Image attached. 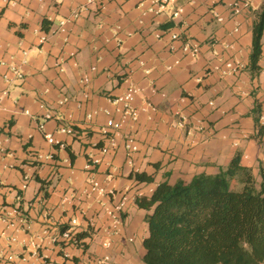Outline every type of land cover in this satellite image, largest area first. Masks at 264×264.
Wrapping results in <instances>:
<instances>
[{"label": "crops", "instance_id": "crops-1", "mask_svg": "<svg viewBox=\"0 0 264 264\" xmlns=\"http://www.w3.org/2000/svg\"><path fill=\"white\" fill-rule=\"evenodd\" d=\"M8 1L0 0V60L13 57L18 61L21 49L28 52L22 66L24 78L9 86L0 108V147L4 149L0 154V208H18L28 223L22 229L0 220V256H15L8 264H89L93 254L110 255L108 264H145V210L137 206L136 197L149 196L161 181H188L201 172H216L236 152L241 154V163L256 173L259 161L264 160V136L260 142L255 136L251 109L255 101L264 105V31L256 74H251L248 61L253 22L264 0H249V10L232 19L231 0H178L183 13L176 21L164 15H142L138 0L110 1L104 10L99 9L98 0ZM76 8H80L78 16L66 24V32L56 31L59 21ZM213 13L223 21L217 22ZM43 19L49 22L47 30L41 28ZM166 28L179 33V39L154 36ZM43 34L47 40L39 43ZM185 39L199 43L197 56L181 51ZM227 60L239 61L242 67L230 74L214 69L223 68ZM91 66H96V73H90ZM5 72L6 67L0 66V92L6 87ZM83 75L90 77L86 99L79 81ZM127 80L141 88L133 105L146 106L139 110L135 124L122 129V134L131 132L137 139L133 165L126 163L120 137L117 150L104 157L96 175L108 191L103 197L107 205L118 201L122 193L131 197L123 228L113 237L110 249L100 245V234L95 233L82 239L86 250L70 244L60 247L42 235V230L48 228L53 234L69 227L76 234L89 233L79 213L83 208L95 217L97 228L107 224L97 201L85 196L63 201V197L84 188L87 153H98L95 146L103 141L100 131L108 117L105 111L116 116L112 100L122 93ZM62 95L69 101L58 107ZM45 111L57 116L45 122V130L62 147L49 144L36 127ZM92 111L97 112L87 119ZM176 112L186 115V127L174 124ZM68 113L74 135L56 131L66 123L63 117ZM107 162L116 168L110 175ZM136 172L151 175L153 180L138 183L131 175ZM38 179L47 183L41 186ZM65 251L70 259L64 257Z\"/></svg>", "mask_w": 264, "mask_h": 264}, {"label": "trees", "instance_id": "trees-1", "mask_svg": "<svg viewBox=\"0 0 264 264\" xmlns=\"http://www.w3.org/2000/svg\"><path fill=\"white\" fill-rule=\"evenodd\" d=\"M48 27L49 22L43 19L41 28ZM263 31L264 3L252 26L248 68L253 75L260 69ZM262 112L264 105L255 101L251 116L259 142L264 136V123L259 121ZM240 158V152H236L216 172H201L188 181H161L149 196L134 199L145 210L147 235L142 241L145 264L264 262V160L259 161L255 173ZM131 175L138 183L153 180L144 172ZM38 180L41 186L47 183ZM43 196L47 197L48 193ZM88 235L87 232L76 234L84 250L86 244L82 239Z\"/></svg>", "mask_w": 264, "mask_h": 264}, {"label": "built area", "instance_id": "built-area-1", "mask_svg": "<svg viewBox=\"0 0 264 264\" xmlns=\"http://www.w3.org/2000/svg\"><path fill=\"white\" fill-rule=\"evenodd\" d=\"M7 3L8 0H4ZM90 2H95L96 0H88ZM99 1V9L104 10L106 7L107 2L110 1H117V0H98ZM124 1V0H121ZM178 0H138V8L142 15H152V16H160L164 15L168 17L171 21H176L183 13V6L177 4ZM14 3V2H13ZM250 8L249 0H231L228 3V9L230 18H234L236 15L246 12ZM80 8H76L73 10L67 17L61 19L58 23V27L56 31L60 33L66 32V24L73 21L79 13ZM215 20L217 22H222L223 18L213 13ZM115 30H120V26L117 25ZM238 27L234 28V31H237ZM154 36L158 39L168 36L171 41L179 39V33L171 30L170 28L162 29L154 33ZM47 40V36L45 34L39 36V43H43ZM181 51L190 57H195L199 54L200 45L197 41L193 39H185L181 45ZM21 58L18 61H14L13 57H11L10 61L0 60V66L6 67V72L2 75L3 81L6 84V87L1 90L0 92V108L2 104V100L8 95L9 86L12 85L15 81H21L24 78V72L22 70V66L27 62V50L21 49ZM212 54L216 55L217 51L212 50ZM178 63V60L175 61V64ZM140 65H143V62L139 61ZM242 67L239 61H232L227 60L223 64V68L214 67V69L219 70L222 74H230L236 72L238 69ZM59 71H63L62 67H58ZM168 69L171 67L168 66ZM97 68L96 66L90 67V73H96ZM148 70H145V73H148ZM10 74V75H9ZM197 81L199 80L196 78ZM80 83L83 86L82 98L86 99L88 97V93L86 91V87L90 82L89 75H83L80 78ZM126 85L120 95L115 97L112 102L115 104V114L113 116L108 111H105L108 115L105 126L101 128L100 133L102 134L103 141L99 146H95L97 148L98 153L93 154L92 152L87 153V163L85 164V174H86V184L84 188L79 193H69L63 197V201L71 200L75 197L85 196L87 198H92L93 200L97 201L102 206V211L107 218V224L104 228H97L95 217L93 215H87L86 209L80 210V215L87 221L88 232L90 235L100 234L99 235V242L100 245L106 249L112 248L114 242L113 237L118 235L123 228L124 224V211L129 203L131 197L127 193H122L118 201L112 204H106L103 201V197H105L108 191L105 189L103 184L97 178V167L101 164L104 160V157L107 155H111L114 153L118 146V139L121 137L122 145L126 155V163L128 165H133L132 155L137 151V139L135 135L131 132H126L122 134V129L129 125L135 124L138 119L139 110L146 109V106H142L141 108H136L133 105V100L140 92L141 88L133 81L127 80ZM152 91H155L154 86L151 87ZM69 101V98L66 95H62L57 100V106L60 107L66 104ZM81 100L77 101L76 104L80 105ZM97 111H92L86 114L87 119H91ZM24 113L28 114V111H24ZM176 121L175 125L179 127H186L187 117L181 112H176ZM57 118L55 114L51 111H45L43 114V118L41 121L37 122L36 127L41 131L45 140L51 145H58L60 147L63 144L57 140L53 133L48 132L45 130V122L49 119ZM65 124L59 125L56 131L67 133L74 135V129L72 124V116L70 113L64 115ZM259 121L264 123V113L262 112L259 117ZM190 132V131H189ZM4 153V149L0 147V154ZM40 157V155H39ZM51 157V156H47ZM108 168L110 169V174L116 169L110 162L106 163ZM25 187V184H23ZM111 192V191H110ZM141 196V195H139ZM138 196V197H139ZM0 220H2L5 224L9 226H16V224L20 228H27L28 223L25 216L18 210V208H13L11 211H5L0 208ZM72 224H76V219H71ZM16 226V228H18ZM42 235H46L50 237L52 242L57 243L60 247H63L66 244L79 246L78 240L76 238V233L71 230L69 227H65L62 230H59L56 233L49 234L48 228H44L42 230ZM11 241L14 240V237L10 238ZM129 240H132L130 238ZM35 246H39L35 244ZM64 257L69 258L70 256L68 252H64ZM15 256L13 254H7L6 257L2 258L0 256V264H8L13 260ZM24 258V257H22ZM110 261V255H90L88 258L89 264H108Z\"/></svg>", "mask_w": 264, "mask_h": 264}, {"label": "rangeland", "instance_id": "rangeland-1", "mask_svg": "<svg viewBox=\"0 0 264 264\" xmlns=\"http://www.w3.org/2000/svg\"><path fill=\"white\" fill-rule=\"evenodd\" d=\"M262 264H264V262Z\"/></svg>", "mask_w": 264, "mask_h": 264}]
</instances>
